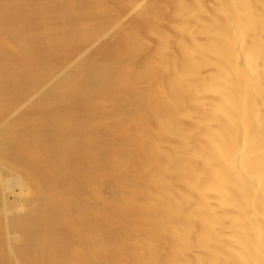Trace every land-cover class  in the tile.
Masks as SVG:
<instances>
[{"label":"bare ground","instance_id":"bare-ground-1","mask_svg":"<svg viewBox=\"0 0 264 264\" xmlns=\"http://www.w3.org/2000/svg\"><path fill=\"white\" fill-rule=\"evenodd\" d=\"M0 264H264V0H0Z\"/></svg>","mask_w":264,"mask_h":264}]
</instances>
